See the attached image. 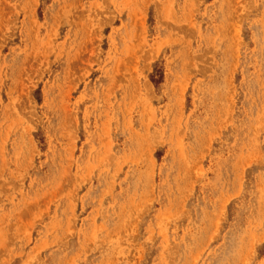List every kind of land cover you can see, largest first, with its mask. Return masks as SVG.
Masks as SVG:
<instances>
[{
	"label": "rangeland",
	"instance_id": "374dc122",
	"mask_svg": "<svg viewBox=\"0 0 264 264\" xmlns=\"http://www.w3.org/2000/svg\"><path fill=\"white\" fill-rule=\"evenodd\" d=\"M0 264H264V0H0Z\"/></svg>",
	"mask_w": 264,
	"mask_h": 264
}]
</instances>
